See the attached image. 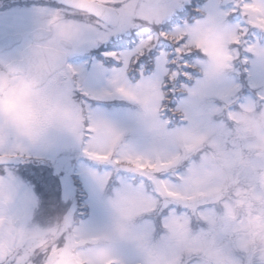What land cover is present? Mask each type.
Returning a JSON list of instances; mask_svg holds the SVG:
<instances>
[{
  "label": "snow or ice",
  "instance_id": "1",
  "mask_svg": "<svg viewBox=\"0 0 264 264\" xmlns=\"http://www.w3.org/2000/svg\"><path fill=\"white\" fill-rule=\"evenodd\" d=\"M230 3L226 10L207 12L189 23L182 17L186 13L191 17L195 0H87L89 18L64 23L61 38L67 39L74 51L109 40H115L119 47L139 40L131 50L106 53L120 65L112 70L107 88L81 91L97 101L126 100L140 110L128 124L120 126L98 115L85 101L88 122L73 127L71 137L88 158L110 166L103 175L91 174L101 187L116 185L109 206L122 221L141 218L136 226L140 236L152 237L163 231L162 241H199L206 235L205 226L210 233L218 231L217 205L229 197V203L240 200L238 193L252 190L256 182L257 173L239 162L237 146L229 152L232 133L226 121L238 110L264 104V88L256 101L241 102L240 86L229 83L227 73L237 63H252L255 68L256 61L245 54L256 57L264 70V44L247 39L252 29L264 32V0ZM38 11L41 17L68 15L64 7ZM233 14L242 16L244 23H229ZM173 17L172 24L165 23ZM210 28L222 33L211 49L195 42ZM202 52L212 57L211 70L209 63L200 59ZM195 66L201 68L204 78L189 86L184 81L193 80ZM72 91L71 83L63 88L66 97L70 98ZM128 133L139 141L126 140ZM36 145L0 153V164L30 158ZM224 153L228 156L222 167L210 163ZM13 180L11 172L7 178L0 177V190L6 188L14 198ZM12 215L18 228L15 235L24 243L20 247L0 246V264H51L48 234L29 226L28 219L14 210ZM71 222V215L65 217L64 226ZM222 227L219 242L227 264H264V252L254 250L245 239L234 238L230 226ZM81 236L103 241L113 254L119 253L121 245H128L105 229L88 231L80 226L61 236L69 245L61 249L63 256L72 255V246ZM65 264L70 261L66 259ZM175 264H185L183 255H177Z\"/></svg>",
  "mask_w": 264,
  "mask_h": 264
},
{
  "label": "clouds",
  "instance_id": "2",
  "mask_svg": "<svg viewBox=\"0 0 264 264\" xmlns=\"http://www.w3.org/2000/svg\"><path fill=\"white\" fill-rule=\"evenodd\" d=\"M59 3L68 15L42 17L34 38L18 56L0 58V153L39 144L53 132L72 136L73 127H83L88 122L87 104L75 91L78 72L69 68H75L69 62L74 49L67 39L61 38L65 21L89 18L87 0H59ZM221 35L220 31L210 28L195 42L211 49ZM200 59L208 62L212 69L209 54L202 52ZM192 73L199 75H193L189 86H194L196 79L204 78L199 66L193 67ZM68 83L73 85L70 98L63 93ZM135 107L140 110L139 106ZM226 122L232 133L229 152L236 145L239 162L257 173L252 190L239 192L241 199L235 202L229 203L230 197L222 200L217 205L218 231L210 233L205 226L206 235L199 241L192 238L180 242L162 241L163 231L152 237L140 236L136 226L141 218L122 221L110 206V219L103 229L125 240L135 250V264H175L177 255H183L185 264H227L219 242L223 225L231 227L234 238L245 239L254 250L264 252V104L238 110ZM227 156L228 153H224L210 163L222 167ZM114 197L113 191L109 200ZM13 199L6 188L0 190V246L5 248L20 247L24 243L15 235L18 228L12 215ZM64 225L65 217L41 228L49 236L47 255L52 258L51 264H65L66 259L70 264H113L114 261L126 264L123 257L119 253L113 254L106 243L87 236H81L72 246L70 257L63 256L61 249L69 245L61 240V236L80 227L73 218L68 227Z\"/></svg>",
  "mask_w": 264,
  "mask_h": 264
},
{
  "label": "rangeland",
  "instance_id": "3",
  "mask_svg": "<svg viewBox=\"0 0 264 264\" xmlns=\"http://www.w3.org/2000/svg\"><path fill=\"white\" fill-rule=\"evenodd\" d=\"M230 6V0H207L201 9L205 14L218 9L226 10ZM228 22L243 24L244 18L239 14H233L228 17ZM121 35L128 34L122 33ZM247 39L264 44V32L252 29ZM111 41L82 47L87 48L85 54L87 59L71 64L78 70L76 95L89 103L98 115L123 126L128 124L136 113L135 105L118 98L97 101L91 96H85L81 91L83 89L85 92H98L108 87V79L112 70L120 65L118 66L112 57L105 55L111 59V65H106L103 60L92 56V52L95 49H100V46L107 47ZM126 50H131V48ZM245 55H248L250 60L256 61L255 68L252 63L241 64L239 67L235 65L234 70L228 74L227 80L229 83L234 82L240 86L239 100L241 102L256 101L259 91L264 88V70L261 69L256 57L250 54ZM216 103H220V101L217 100ZM126 140L139 141V138L128 133ZM32 152L34 153L32 156L35 155L37 159L46 163L41 166L39 163L40 168L37 171L34 170L31 176L32 181L29 183L30 187H23L24 191H21L18 184H15L12 209L20 216L27 218L30 226L40 228L49 227L69 215L79 226L88 231H97L106 227L111 214L108 202L116 185L109 183L101 187L91 173L96 172L103 175L104 172L111 170L110 166L88 158L71 136L60 132H53L44 143L34 146ZM21 178L19 179L23 180ZM76 179L80 181V188L86 191L85 203L88 208V216H79L77 220L76 216L70 212L76 192L74 186ZM119 254L126 264H135L136 253L131 246L121 245Z\"/></svg>",
  "mask_w": 264,
  "mask_h": 264
},
{
  "label": "flooded vegetation",
  "instance_id": "4",
  "mask_svg": "<svg viewBox=\"0 0 264 264\" xmlns=\"http://www.w3.org/2000/svg\"><path fill=\"white\" fill-rule=\"evenodd\" d=\"M45 7L57 8L61 5L57 0H0V58H15L34 38L42 19L38 9ZM86 51L87 48L74 51L69 57V62L77 63L82 56H85ZM39 163L41 166L46 162L40 161L34 155L27 159H19V165H2L0 177L7 178L8 173L11 172L14 178L13 188L18 184V188L24 191L23 187H30L31 176L34 170L40 168ZM17 173L24 181L17 178Z\"/></svg>",
  "mask_w": 264,
  "mask_h": 264
},
{
  "label": "trees",
  "instance_id": "5",
  "mask_svg": "<svg viewBox=\"0 0 264 264\" xmlns=\"http://www.w3.org/2000/svg\"><path fill=\"white\" fill-rule=\"evenodd\" d=\"M207 0H195L196 3V9L192 10V15L191 17H189V15L186 13L183 17H182V21L183 20H187L189 23L195 22L196 19H200L203 17L204 12H200L197 11V9H201V7L205 4ZM175 19V17L172 18V20H169L167 22H165L166 24H172V21ZM175 25L173 24V27ZM124 37H128V35H125ZM139 43V40H135L133 43L129 44H125L123 47H119L117 46V42L115 40H112L111 42H109L107 47H102L101 49H96L93 52L94 56H97L98 58L102 59L107 65H111V62L109 58H106L104 56L103 53L105 52H113V51H120V50H125V49H129V48H133L136 46V44ZM145 59V57H142L141 60L143 61ZM241 65V63H237L236 67H239ZM153 68H154V63H153ZM195 76H198L199 74L197 73H192ZM138 75V74H137ZM244 80V78H243ZM185 83L191 84L192 81H188L187 79H185L184 81ZM75 178V177H74ZM74 186L76 188V194L80 196L81 199V203H80V210L79 212L82 211H87L86 213L88 214V208L86 207V203L85 200L87 198L86 195V191L80 188V181L76 179V182H74ZM83 213V212H82ZM86 215V214H85Z\"/></svg>",
  "mask_w": 264,
  "mask_h": 264
},
{
  "label": "water",
  "instance_id": "6",
  "mask_svg": "<svg viewBox=\"0 0 264 264\" xmlns=\"http://www.w3.org/2000/svg\"><path fill=\"white\" fill-rule=\"evenodd\" d=\"M59 1V0H57ZM7 164H14V165H19V159H13V160H9L6 164H0V165H7ZM78 209V199L77 197H74L73 201H72V205L70 208V212L72 214H74Z\"/></svg>",
  "mask_w": 264,
  "mask_h": 264
}]
</instances>
